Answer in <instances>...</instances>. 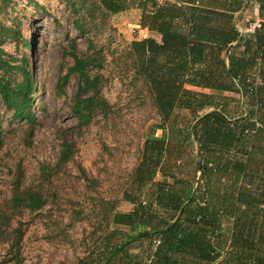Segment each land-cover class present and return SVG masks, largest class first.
<instances>
[{"label":"trees","instance_id":"trees-1","mask_svg":"<svg viewBox=\"0 0 264 264\" xmlns=\"http://www.w3.org/2000/svg\"><path fill=\"white\" fill-rule=\"evenodd\" d=\"M8 1L1 0L0 15ZM256 2L259 25L243 33L237 23ZM97 3L111 14L139 7L141 27L159 35L132 41L124 66L138 98L147 97L161 120L144 134L140 161L124 187L111 198L96 195L90 212L99 221L75 264H264V0ZM73 10L78 12L75 4ZM75 23L85 32L79 19ZM19 34L0 19V94L15 117L31 122L35 83L28 61L13 63L2 47L15 35L22 41ZM70 40L63 56L72 64L59 88L71 75L78 76L71 113L82 129L99 116L109 118L115 108L102 94L99 56L80 51ZM18 73L23 78H15L12 86V75ZM182 110L188 115L177 123ZM170 123L185 130V141L178 144L196 143L195 180L163 171ZM3 144L0 126V151ZM75 147L76 142L64 140L56 165H43L37 183H27L23 169L14 174L10 196L0 204V245L8 246L7 262L24 264L26 232L18 216L57 203L59 193L51 187L74 160ZM79 170L87 187L96 188L86 170ZM122 202L132 208L120 210ZM53 224L60 227L59 220ZM156 238L160 243L153 249Z\"/></svg>","mask_w":264,"mask_h":264},{"label":"rangeland","instance_id":"rangeland-1","mask_svg":"<svg viewBox=\"0 0 264 264\" xmlns=\"http://www.w3.org/2000/svg\"><path fill=\"white\" fill-rule=\"evenodd\" d=\"M141 14L139 7L111 14L102 10L97 0H87L82 6L79 0H10L3 5L0 19L6 27L16 29L23 40L19 42L15 35L2 47L13 63L15 59L17 63L28 61L35 89L31 94V122L15 117L0 94L4 141L0 151V204L10 196L15 173L23 169L27 183L39 182L42 166L56 165L63 141L76 142L74 160L51 187V192L59 193L57 203L50 201L39 212L24 211L18 216L26 232L22 241L24 264H75L77 257L85 255L94 224L99 221L90 212L96 195L111 198L124 187L140 161L144 134L161 120L147 97L138 98L132 75L124 66L132 41L151 35L159 38L157 33L141 27ZM77 19L85 32L77 28ZM70 39L76 40L80 51L89 49L99 56L102 65L96 71L103 76L102 94L115 108L109 118L99 116L82 129L76 126L71 113L78 76L71 75L59 88L61 77L72 64L71 57L63 56V47L71 45ZM12 77L14 86V79L22 80L23 75ZM187 113L182 110L177 123ZM167 126L169 144L163 171L197 179L196 143L189 140L178 144L185 130L173 127V123ZM157 133L161 134L160 129ZM79 167L96 181V188L87 187L89 182L81 177ZM163 178L157 174V180ZM168 179L173 182L171 177ZM131 208L128 202L119 205L122 211ZM55 220H59V228L54 226ZM7 248V244L0 245V264H11L7 262Z\"/></svg>","mask_w":264,"mask_h":264},{"label":"crops","instance_id":"crops-1","mask_svg":"<svg viewBox=\"0 0 264 264\" xmlns=\"http://www.w3.org/2000/svg\"><path fill=\"white\" fill-rule=\"evenodd\" d=\"M259 21H260L259 4L256 2L253 4L252 8H249L242 13L240 20L237 23V26L239 30L243 33L252 32L249 30L250 26L253 25L255 22H259ZM239 22L241 23L239 24ZM188 87L196 91L209 92V90L207 89L196 88L193 86H188Z\"/></svg>","mask_w":264,"mask_h":264},{"label":"built area","instance_id":"built-area-1","mask_svg":"<svg viewBox=\"0 0 264 264\" xmlns=\"http://www.w3.org/2000/svg\"><path fill=\"white\" fill-rule=\"evenodd\" d=\"M259 25V22H255L253 25L250 26L249 30L250 31H254V29ZM160 243V240L158 238H156L154 240V246L153 249H156L157 245Z\"/></svg>","mask_w":264,"mask_h":264}]
</instances>
